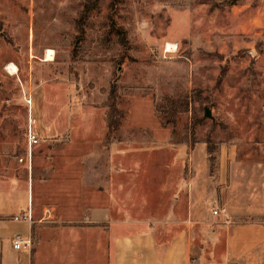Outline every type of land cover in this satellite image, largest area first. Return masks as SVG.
Returning a JSON list of instances; mask_svg holds the SVG:
<instances>
[{"label":"rangeland","instance_id":"374dc122","mask_svg":"<svg viewBox=\"0 0 264 264\" xmlns=\"http://www.w3.org/2000/svg\"><path fill=\"white\" fill-rule=\"evenodd\" d=\"M115 1L0 0V175H32V218L54 207L43 232L62 239L82 209L105 204L79 199V177L87 162L106 167L110 146L126 150L120 179L134 173L136 191L152 194L120 201L131 214L168 207L182 168L181 210L184 194L198 199L190 262L224 264L223 227L264 220L229 212L264 211V0ZM112 84L121 115L106 140ZM171 99L186 101L175 117L165 115ZM30 124L40 134L32 148ZM132 161L151 163L150 186ZM219 207L227 214H213ZM102 241L105 264V231Z\"/></svg>","mask_w":264,"mask_h":264},{"label":"crops","instance_id":"0c3cea01","mask_svg":"<svg viewBox=\"0 0 264 264\" xmlns=\"http://www.w3.org/2000/svg\"><path fill=\"white\" fill-rule=\"evenodd\" d=\"M125 151L110 146L108 155L112 161L106 163V167L92 161L81 168L80 194L85 191L89 196L83 198L80 195L79 199L103 201L105 204L95 203L82 209V218L65 226L62 239L54 233L46 235L43 232L48 229L43 222L54 216V207L45 208L40 220L32 218L35 194L32 175L26 179L0 175V264H104V231L107 236L105 264H192L191 245L199 234L191 218L194 217L198 199L192 192L184 194L187 205L185 212L181 210L182 168L180 176L174 180L176 189L168 207L155 213L142 210V213L131 214L119 205L120 201L147 203L153 198L147 191L149 187L141 193L136 191L139 182L134 173L128 181L120 179L124 167L119 160ZM150 164L132 161L128 168L145 171L146 182L150 186ZM121 211H124V219L119 220ZM229 212L264 217L261 210L256 213L242 208L230 209ZM27 214L31 217L30 222L14 219ZM220 214L226 215L227 211L216 215ZM133 216L144 218L126 219ZM223 230L224 252L221 256L224 264H264V220L233 223L225 225ZM15 234L30 237V248L14 249L11 240ZM88 235H91L90 238Z\"/></svg>","mask_w":264,"mask_h":264},{"label":"trees","instance_id":"16d2710c","mask_svg":"<svg viewBox=\"0 0 264 264\" xmlns=\"http://www.w3.org/2000/svg\"><path fill=\"white\" fill-rule=\"evenodd\" d=\"M116 1L113 0V3ZM117 87L115 85H111L108 93V113H107V132L105 135V139L109 140L112 133L117 129V126L119 124V117H120V111L117 108ZM166 105L167 111H170V114L165 113L168 117H175L177 113L186 107V101L184 99H177V100H168ZM194 148L193 144L187 145V153H190Z\"/></svg>","mask_w":264,"mask_h":264},{"label":"built area","instance_id":"2783aa9c","mask_svg":"<svg viewBox=\"0 0 264 264\" xmlns=\"http://www.w3.org/2000/svg\"><path fill=\"white\" fill-rule=\"evenodd\" d=\"M33 119V118H32ZM26 138H27V144L29 148H32L40 143V134L38 130L32 126L31 124L27 128L26 132ZM28 158H31V153L28 151ZM19 162L24 161V157H18ZM225 208L224 207H219L217 209H213V214H219V213H224ZM15 220H23V221H28L30 222L31 217L29 214L27 215H20V216H15ZM12 247L14 249H25V248H30L31 246V239L30 237H24L21 234H15L12 237Z\"/></svg>","mask_w":264,"mask_h":264},{"label":"bare ground","instance_id":"6f19581e","mask_svg":"<svg viewBox=\"0 0 264 264\" xmlns=\"http://www.w3.org/2000/svg\"><path fill=\"white\" fill-rule=\"evenodd\" d=\"M174 50V44L168 43L166 45V51L171 52ZM54 57V52L51 49H46L44 52V60L51 61ZM7 71L14 75L17 72V67L13 63H9L6 67Z\"/></svg>","mask_w":264,"mask_h":264},{"label":"water","instance_id":"95a60500","mask_svg":"<svg viewBox=\"0 0 264 264\" xmlns=\"http://www.w3.org/2000/svg\"><path fill=\"white\" fill-rule=\"evenodd\" d=\"M204 117H212L210 113V109L208 107L204 108Z\"/></svg>","mask_w":264,"mask_h":264}]
</instances>
